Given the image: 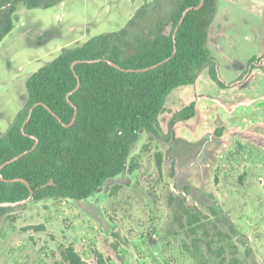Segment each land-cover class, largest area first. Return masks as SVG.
Segmentation results:
<instances>
[{
	"label": "rangeland",
	"instance_id": "rangeland-1",
	"mask_svg": "<svg viewBox=\"0 0 264 264\" xmlns=\"http://www.w3.org/2000/svg\"><path fill=\"white\" fill-rule=\"evenodd\" d=\"M237 1L219 0L207 41L226 87L206 67L193 84L175 88L159 116L161 135L141 131L124 172L90 197L4 205L11 208L0 218V264H68L69 247L87 264H264V15ZM14 4V27L0 42V137L42 66L102 33H157L173 6L171 0ZM142 21L147 27L138 26ZM192 102L195 115L172 126L174 114ZM185 208L200 209L202 221L190 225Z\"/></svg>",
	"mask_w": 264,
	"mask_h": 264
},
{
	"label": "trees",
	"instance_id": "trees-1",
	"mask_svg": "<svg viewBox=\"0 0 264 264\" xmlns=\"http://www.w3.org/2000/svg\"><path fill=\"white\" fill-rule=\"evenodd\" d=\"M14 1L29 8H50L65 0H0V42L14 27ZM171 2L170 12L158 21L157 33L131 38L129 28H124L93 36L62 51L30 76L28 100L0 137V166L28 151L1 170L0 218L11 208L2 204L20 203L30 196L25 182L10 180L29 182L35 200L55 195L86 199L107 179L124 172L141 131L161 135L159 116L175 88L193 84L206 67L211 79L226 87L207 45L219 0ZM237 2L264 15V2ZM136 23V19L130 22ZM167 27L169 31L164 32ZM256 59H251L249 68L257 67ZM195 113L192 102L174 114L172 126ZM51 180L54 184L43 187ZM184 213L190 225L202 221L200 209L185 208ZM63 255L68 264H87L74 247Z\"/></svg>",
	"mask_w": 264,
	"mask_h": 264
},
{
	"label": "water",
	"instance_id": "water-1",
	"mask_svg": "<svg viewBox=\"0 0 264 264\" xmlns=\"http://www.w3.org/2000/svg\"><path fill=\"white\" fill-rule=\"evenodd\" d=\"M198 7H200V6H198ZM198 7H197V8H198ZM188 10H189V9H186V10L184 11L180 23L183 22L184 17L186 16ZM163 62H164V61H163ZM163 62H160V63H158V64H156V65H154V66H152V67L145 68L144 70H148V69H150V68L156 67V66L162 64ZM138 71H140V70H138ZM35 106H37V104L34 105L32 108H30V110H29V115H28V117H27V119H26V122L24 123V126H25L26 123L31 119V116H32V113H33V110H34V107H35ZM76 114H77V112L75 113V116H76ZM74 120H75V118H74ZM74 120H73V121H74ZM24 126H23V131H24ZM37 143H38V140L36 141V143H35V145L33 146L32 150L36 148ZM27 152H28V151H25V152H23V153H21V154L15 156V157L11 158L10 160L6 161L4 164H2V165L0 166V173H1L2 168H3L5 165H7V164H9V163H11V162H14V161H16V160H18L20 157H22L23 155H25ZM0 178H1V175H0ZM15 180H22V181L25 182L26 185L29 187V189H30V196H29L26 200H24V202H26V201H30V200L33 198L34 191H33V189L31 188L29 182L25 181L24 179H12V180H10V181H15ZM50 184H54V180H51L49 183L44 184L43 187H45V186H47V185H50ZM20 203H21V202H20ZM16 204H19V203H16ZM2 205H3V206H4V205H10V203H5V204H2Z\"/></svg>",
	"mask_w": 264,
	"mask_h": 264
},
{
	"label": "crops",
	"instance_id": "crops-1",
	"mask_svg": "<svg viewBox=\"0 0 264 264\" xmlns=\"http://www.w3.org/2000/svg\"><path fill=\"white\" fill-rule=\"evenodd\" d=\"M248 9V8H247ZM249 10H251V9H249ZM251 11H253V10H251ZM217 13H218V11H217ZM216 16H217V14H216Z\"/></svg>",
	"mask_w": 264,
	"mask_h": 264
}]
</instances>
